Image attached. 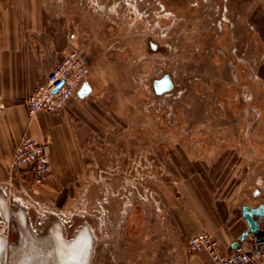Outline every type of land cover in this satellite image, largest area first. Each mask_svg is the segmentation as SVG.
<instances>
[{
	"label": "rangeland",
	"instance_id": "obj_1",
	"mask_svg": "<svg viewBox=\"0 0 264 264\" xmlns=\"http://www.w3.org/2000/svg\"><path fill=\"white\" fill-rule=\"evenodd\" d=\"M3 1L0 18L9 10ZM36 1L48 18L67 20L90 66L94 118L80 158L116 164L105 162L101 177L83 172L57 184L59 193L52 178L34 193L20 180L0 187L35 233L60 223L70 239L87 225L88 264H171L182 237L163 191L172 176L159 160L176 149L180 158L182 144L208 145L213 125L264 136V0ZM164 74L173 86L156 92L153 80ZM16 229L0 218L2 234L15 238Z\"/></svg>",
	"mask_w": 264,
	"mask_h": 264
},
{
	"label": "crops",
	"instance_id": "obj_2",
	"mask_svg": "<svg viewBox=\"0 0 264 264\" xmlns=\"http://www.w3.org/2000/svg\"><path fill=\"white\" fill-rule=\"evenodd\" d=\"M5 1L9 10L0 18V183L19 181L11 180L9 164L23 134L36 139L49 136L53 176L47 183L59 193L61 187L57 184L73 183L81 179L83 172L85 175L87 161L81 160L80 150L88 143L89 119L94 118L88 106L93 91L91 75L78 84L60 110L29 116L24 100L73 47L74 37L65 27L67 20L48 18L47 8L38 1ZM260 72L264 82V62ZM253 130L213 125L206 130L211 135L208 145L203 141L186 147L182 144L180 158L176 149L175 158L159 160L172 176L170 181L166 179L163 191L169 200L168 214L173 216L182 237L181 248L171 264H212L204 251H185L186 237L197 232L212 233L223 253L244 238V206L264 204V136L255 138ZM28 178L25 175L20 180L26 183L21 187L25 192L31 186ZM263 222L264 218L260 227Z\"/></svg>",
	"mask_w": 264,
	"mask_h": 264
},
{
	"label": "built area",
	"instance_id": "obj_3",
	"mask_svg": "<svg viewBox=\"0 0 264 264\" xmlns=\"http://www.w3.org/2000/svg\"><path fill=\"white\" fill-rule=\"evenodd\" d=\"M73 39V47L65 51L24 100L29 116L39 111L53 112L63 108L78 84L90 75V66L83 51L73 43ZM50 145L49 136L36 139L23 134L10 159L11 180H23L28 175V182L34 188L50 180L53 176ZM185 251H204L212 264H264V232L260 227L244 236L236 247L223 253L213 234L203 230L186 237Z\"/></svg>",
	"mask_w": 264,
	"mask_h": 264
},
{
	"label": "water",
	"instance_id": "obj_4",
	"mask_svg": "<svg viewBox=\"0 0 264 264\" xmlns=\"http://www.w3.org/2000/svg\"><path fill=\"white\" fill-rule=\"evenodd\" d=\"M171 88V82L168 78L165 79L164 82L160 83L158 86V92H164ZM12 201L9 199L8 195L5 194L4 190L0 187V218L3 220H10L13 224L16 225V235L18 239H21L23 242L22 248H29V252L27 251H17L20 248L15 247L12 250L13 256L20 257L23 255L29 254H42L41 246H46L45 241L49 239L56 238L57 240H62V244L66 247V254H76L82 255L83 264H88L89 255H88V244L90 242L89 233L90 230L86 229L84 232L76 231L70 238V243L65 242V233L60 223L55 224L54 222L48 223L43 232L35 233L32 229L27 226L25 215L20 211L22 209V205L20 206V210H15L12 207ZM243 217L247 222V230L243 233L242 237L245 236L248 232H255L260 228L261 219L264 218V204L261 203L255 207L244 206L243 208ZM261 229L264 232V222L261 224ZM238 242H234L231 245V248L236 247ZM5 246H6V237L2 232H0V264L4 262L5 256ZM15 249V250H14ZM71 249V250H70ZM75 249V251H74ZM70 250V251H69ZM28 254V255H29Z\"/></svg>",
	"mask_w": 264,
	"mask_h": 264
},
{
	"label": "flooded vegetation",
	"instance_id": "obj_5",
	"mask_svg": "<svg viewBox=\"0 0 264 264\" xmlns=\"http://www.w3.org/2000/svg\"><path fill=\"white\" fill-rule=\"evenodd\" d=\"M72 34V33H71ZM73 35V34H72ZM86 60V59H85ZM87 62V61H86ZM168 78L171 82V86H173L171 77L168 76L167 74H164L160 76V78L153 80V86L154 90L158 92V86L160 83L164 82L165 79ZM108 164L114 165L116 164V161L112 160H96L95 164H88L85 168V175L87 176L90 172L94 173V175L97 177H101L102 175H99V173H106L108 174L109 171L101 168V167H106L107 168V163ZM89 167H95V168H89ZM99 167V168H98ZM103 178L106 179H113L114 178V173H111V175H105ZM32 193L35 192V188L32 187ZM70 226V224H69ZM68 233V232H67ZM65 233V237H66ZM6 237V246H5V256H4V262L3 264H83L82 260L83 257L82 255H76V254H66V247L62 244V240H57L56 238H51L48 241H45L47 244L46 246H41V253L42 254H27L23 255L20 257L13 256L12 250L15 247L20 248L17 251L22 250L29 252V248H22L23 242L21 239H18L17 236L15 238H11L9 234H7ZM65 242L70 243V239L67 237L65 238ZM15 250V249H14ZM71 250V249H70ZM69 250V251H70ZM75 251V249H74Z\"/></svg>",
	"mask_w": 264,
	"mask_h": 264
}]
</instances>
